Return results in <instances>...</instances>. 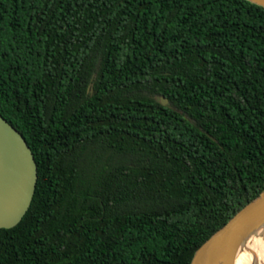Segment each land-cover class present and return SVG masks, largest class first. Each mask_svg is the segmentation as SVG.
Masks as SVG:
<instances>
[{"label":"trees","instance_id":"1","mask_svg":"<svg viewBox=\"0 0 264 264\" xmlns=\"http://www.w3.org/2000/svg\"><path fill=\"white\" fill-rule=\"evenodd\" d=\"M0 113L39 174L0 264H192L264 192V7L0 0Z\"/></svg>","mask_w":264,"mask_h":264},{"label":"water","instance_id":"2","mask_svg":"<svg viewBox=\"0 0 264 264\" xmlns=\"http://www.w3.org/2000/svg\"><path fill=\"white\" fill-rule=\"evenodd\" d=\"M264 7V0H248ZM162 103L169 101L162 98ZM39 179L24 136L0 113V230L17 227L28 213ZM264 231V192L196 253L192 264H236L249 242Z\"/></svg>","mask_w":264,"mask_h":264},{"label":"bare ground","instance_id":"3","mask_svg":"<svg viewBox=\"0 0 264 264\" xmlns=\"http://www.w3.org/2000/svg\"><path fill=\"white\" fill-rule=\"evenodd\" d=\"M236 264H264V231L249 242Z\"/></svg>","mask_w":264,"mask_h":264}]
</instances>
